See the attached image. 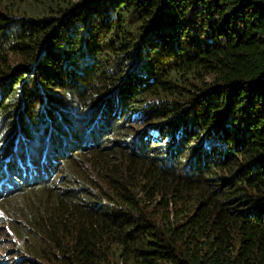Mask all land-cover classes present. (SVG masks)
I'll return each mask as SVG.
<instances>
[{
  "label": "trees",
  "instance_id": "16d2710c",
  "mask_svg": "<svg viewBox=\"0 0 264 264\" xmlns=\"http://www.w3.org/2000/svg\"><path fill=\"white\" fill-rule=\"evenodd\" d=\"M0 157L16 264H264V0H0Z\"/></svg>",
  "mask_w": 264,
  "mask_h": 264
},
{
  "label": "rangeland",
  "instance_id": "374dc122",
  "mask_svg": "<svg viewBox=\"0 0 264 264\" xmlns=\"http://www.w3.org/2000/svg\"><path fill=\"white\" fill-rule=\"evenodd\" d=\"M2 161H3V158L0 159L1 169H2V166H1ZM49 165L51 167L50 169H47L49 171L48 176L51 180H54L58 185L60 183V180L63 178V175L60 172L61 171L60 163L59 162L55 163L51 161L49 162ZM46 168H48V166ZM1 169H0V181H3L6 178L4 179L1 178V176L4 177V175L1 173L4 170L3 169L1 170ZM5 174L7 173L5 172ZM4 186L5 188L3 190L0 189V264H16V262L19 261L20 259L30 258L26 254L24 248L20 246V243L17 240L18 235L20 236V233L16 229L17 227H20L21 225L19 222V216L23 214V210L19 209L14 204H17L18 202H20L23 199V196L20 197L18 196L19 195L18 194L12 199H10V203L12 207L11 206L8 207L4 203V201H6L4 198L8 196L9 194L13 193V190L15 188L21 187L22 184H21V180H17L14 189L13 187L8 189V187L5 184ZM8 202L9 201L7 200V203ZM31 245L32 243H30V246Z\"/></svg>",
  "mask_w": 264,
  "mask_h": 264
}]
</instances>
